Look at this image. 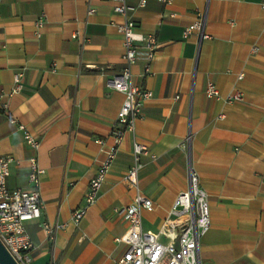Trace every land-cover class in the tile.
Here are the masks:
<instances>
[{"label":"crops","instance_id":"crops-1","mask_svg":"<svg viewBox=\"0 0 264 264\" xmlns=\"http://www.w3.org/2000/svg\"><path fill=\"white\" fill-rule=\"evenodd\" d=\"M260 2L210 0L209 39L198 49L197 35L184 37L183 30L198 18L205 0L149 1L143 7L127 1L137 31L155 36L158 44L149 75H143L142 58L131 67L130 84L152 95L136 97L134 132L124 134L97 201L75 226L71 213L83 205L103 159L96 141L105 149L115 146L111 129L125 96L107 82L125 66L123 38L115 27L123 18L109 0H0V153L14 161L7 186L30 188L31 158L44 171L41 217L25 224L33 244L29 264H113L126 251L122 211L135 190L124 175L134 142L149 153L138 172V190L154 205L152 212L142 211L144 231L157 233L170 216L176 196L188 189L190 164L209 204L200 264H264ZM40 17L44 24L38 28ZM15 73L23 74L22 88L12 93ZM208 83L219 99L205 96ZM235 90L241 100L226 102ZM18 125L37 139V149L24 141ZM42 224L64 227L51 241Z\"/></svg>","mask_w":264,"mask_h":264},{"label":"built area","instance_id":"built-area-1","mask_svg":"<svg viewBox=\"0 0 264 264\" xmlns=\"http://www.w3.org/2000/svg\"><path fill=\"white\" fill-rule=\"evenodd\" d=\"M109 1L114 3L112 6L113 13L123 18V21L116 24L115 27L123 38L122 60L125 66L118 75L107 82V87L122 92L125 98L118 118L111 129L115 146L105 149L102 147V141H96L100 145L103 159L100 161L96 174L88 183L83 197V205L71 213L70 220L75 226L79 225L87 209L97 201L101 185L110 171L124 134L134 132V123L140 107L136 97L144 100L152 95L149 91L134 88L130 84V78L131 67L139 58L146 61L143 75L150 74V63L154 59L158 47L156 38L153 35L144 36L137 31L133 21L130 20L129 14L134 10V7L127 4L129 0ZM132 1H136L139 7H143L149 1L168 4L171 0ZM209 1L205 0L204 9L198 18L183 30L184 37L197 35L198 49L203 40L209 39L205 30ZM260 7L264 10V0H261ZM92 12V10H88L87 14ZM43 24L44 19L40 17L37 21V27L41 28ZM36 36L39 37L38 32ZM72 37L78 38V35L74 34ZM83 41L84 38H81V42ZM253 51H256V48H253ZM242 77L243 74L237 75L238 80ZM22 80V73L13 75L12 93L21 90ZM205 96L209 99H219L220 93L213 83H208L205 88ZM224 100L228 103L240 101L241 93L235 90L227 95ZM18 128L23 134L24 141L33 149H37L39 146L37 139L24 126L18 125ZM148 154L144 145L137 142L133 143L132 165L124 175L125 183L135 190L132 203L122 211L123 221L127 226V249L113 264H200V240L210 228L209 204L207 193L199 186L198 177L190 164L188 165L187 176L188 189L176 196L170 210V216L163 221L155 234L146 232L142 228V211L152 212L154 209L152 201L138 190V172L142 168L141 157ZM13 162L11 156L0 153V243L17 264H29L33 244L25 224L41 217L43 202L39 193V185L44 171L38 167L35 158H31L27 176L30 188L9 189L7 177L9 166ZM63 227L64 225L42 224L44 232L51 241L54 240L56 231Z\"/></svg>","mask_w":264,"mask_h":264},{"label":"water","instance_id":"water-1","mask_svg":"<svg viewBox=\"0 0 264 264\" xmlns=\"http://www.w3.org/2000/svg\"><path fill=\"white\" fill-rule=\"evenodd\" d=\"M0 264H17L0 243Z\"/></svg>","mask_w":264,"mask_h":264}]
</instances>
